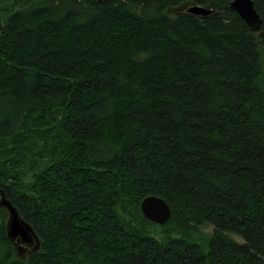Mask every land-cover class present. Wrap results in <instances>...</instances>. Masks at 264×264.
<instances>
[{"label":"trees","instance_id":"1","mask_svg":"<svg viewBox=\"0 0 264 264\" xmlns=\"http://www.w3.org/2000/svg\"><path fill=\"white\" fill-rule=\"evenodd\" d=\"M230 1L0 0V264H264V33Z\"/></svg>","mask_w":264,"mask_h":264},{"label":"water","instance_id":"2","mask_svg":"<svg viewBox=\"0 0 264 264\" xmlns=\"http://www.w3.org/2000/svg\"><path fill=\"white\" fill-rule=\"evenodd\" d=\"M230 8L236 11L241 19L244 20L249 31H259L260 33H264V30L261 29L262 19L256 11L252 0H231ZM187 11L196 15H205L208 14L211 9L193 5L187 9ZM1 203L9 211L7 224L8 236L15 240V242L20 243V247L22 246L23 249L29 247L32 250H35L39 241L32 227L19 217L16 209L3 195ZM140 207L143 215L157 224L165 223L171 214V209L167 202L156 195L146 196L141 201Z\"/></svg>","mask_w":264,"mask_h":264},{"label":"flooded vegetation","instance_id":"3","mask_svg":"<svg viewBox=\"0 0 264 264\" xmlns=\"http://www.w3.org/2000/svg\"><path fill=\"white\" fill-rule=\"evenodd\" d=\"M191 6H193L191 3L186 2V3L182 4V5H180L179 7H176L175 9H185V10H187V9H189ZM195 6H196V5H195ZM197 6H198V5H197ZM199 7H201V6H199ZM209 9H211V8H209ZM182 11H184V10H182ZM179 12H181V11H179Z\"/></svg>","mask_w":264,"mask_h":264},{"label":"rangeland","instance_id":"4","mask_svg":"<svg viewBox=\"0 0 264 264\" xmlns=\"http://www.w3.org/2000/svg\"><path fill=\"white\" fill-rule=\"evenodd\" d=\"M182 10H185V9H172L173 12L182 11ZM202 231L203 232H210L211 231V227L210 226L204 227V228H202Z\"/></svg>","mask_w":264,"mask_h":264}]
</instances>
